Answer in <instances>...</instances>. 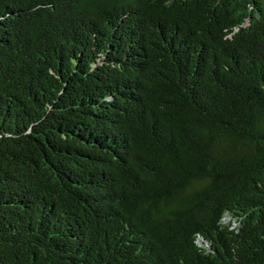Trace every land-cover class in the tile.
<instances>
[{
	"label": "trees",
	"instance_id": "1",
	"mask_svg": "<svg viewBox=\"0 0 264 264\" xmlns=\"http://www.w3.org/2000/svg\"><path fill=\"white\" fill-rule=\"evenodd\" d=\"M0 264H264V0H0Z\"/></svg>",
	"mask_w": 264,
	"mask_h": 264
},
{
	"label": "rangeland",
	"instance_id": "2",
	"mask_svg": "<svg viewBox=\"0 0 264 264\" xmlns=\"http://www.w3.org/2000/svg\"><path fill=\"white\" fill-rule=\"evenodd\" d=\"M226 222H228V220H226Z\"/></svg>",
	"mask_w": 264,
	"mask_h": 264
}]
</instances>
